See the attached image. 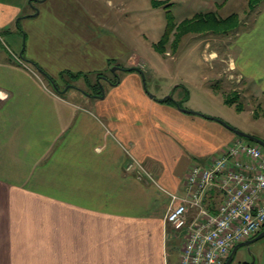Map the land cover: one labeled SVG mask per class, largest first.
<instances>
[{
    "label": "crops",
    "instance_id": "0c3cea01",
    "mask_svg": "<svg viewBox=\"0 0 264 264\" xmlns=\"http://www.w3.org/2000/svg\"><path fill=\"white\" fill-rule=\"evenodd\" d=\"M30 1L0 0V36L13 47L9 55L0 47V264H170L169 243L176 238L164 217L171 195L182 194L192 166H207L239 139L208 118L220 116L209 109L207 94L224 104L223 90L202 88L205 97L195 106L187 89L190 96L179 107L194 113L162 101L183 84L173 78L165 88L149 91L143 71H126L103 97L83 99L75 89L56 93L27 60L16 59L22 33L24 51L38 48L43 35L52 39L45 45L54 57L75 61L69 46L86 55L90 38L99 39L108 23L95 0L89 1L93 8L82 7L83 15L66 11L64 0ZM237 15L236 31L215 39L218 49L205 46L216 66H228L220 72L213 66L222 82L217 90L235 81L242 102L251 106L264 97V0H247ZM85 17L97 35L65 33L64 23L83 30ZM27 59L42 63L44 74L58 84L55 75L62 70L53 74L48 57ZM135 65L125 70L140 67ZM153 73L143 72L144 78ZM131 159L149 177L138 178L135 167L126 170ZM211 194L217 203L220 197ZM176 247L170 252L180 257ZM254 264H264V248Z\"/></svg>",
    "mask_w": 264,
    "mask_h": 264
},
{
    "label": "rangeland",
    "instance_id": "374dc122",
    "mask_svg": "<svg viewBox=\"0 0 264 264\" xmlns=\"http://www.w3.org/2000/svg\"><path fill=\"white\" fill-rule=\"evenodd\" d=\"M32 1L33 0L30 2L32 3ZM61 1L63 2V0ZM89 1L90 0H64L65 10L70 11V14L83 15L82 7H85V9L93 8V6L89 4ZM150 1L151 0H95L96 5L94 8L100 10L101 18L108 24L101 28V37L99 39L97 37L95 39H93V37L90 38L91 51L86 55L78 53L75 50L76 47L74 49L73 46H69L71 52L77 56L75 61L54 57L53 53L51 54V46L45 45L51 42L52 39H47L43 35L37 38L39 43L38 48L34 44V46L28 47V49L24 51L25 38L23 33L22 35L20 34L22 38L20 46L21 56H16V59L23 64H25L24 60H27L30 63L28 64L33 67L35 62L27 59V56H34L35 58L37 56L48 57V60L55 70L53 71V69H51L53 74L62 70L55 75V79L57 81L59 80L57 84L58 91L62 93L68 89V93H73L72 89H75L81 92L83 96L80 95V92L78 95L83 99H86L84 96H91L92 93H100L94 94L93 96L103 97L108 91L109 85L112 83L111 81L117 80L120 76L126 74V66H137L135 64L142 67V69L140 67L132 68L139 73L141 71L144 73L145 71L150 73L154 72L152 76H146L147 74H145V78L142 72L144 78H142V80L145 82L146 90L153 91L154 87L159 90L163 89L173 78L175 79V84H183V87L179 85L176 86L172 95L173 101L179 102L180 105H183L190 96L188 90L191 92V103H194L195 106L200 103L199 97L202 95L205 97L202 88L210 89L213 93L217 94H220L221 90H223L222 95L224 97H227L229 94L235 97L238 96L239 102L243 105V110L238 112L235 110L234 106L231 107V105L228 106V104L224 103V97L223 103L225 105L217 99L218 96L216 94L213 95L209 93L207 94V100L212 102L209 109L220 116V118H213L222 120L230 127L245 134L264 138V116L259 106V101L263 100L264 97L255 99V101L250 103L252 105L248 106L249 102H242V94L239 92L241 86L237 85L238 83L235 81L227 82V84H223L225 89L221 88L217 90L222 82L216 77L213 66L216 68L217 72H220L221 67L226 64H219L220 67L218 65L216 66V63L213 62L210 56L211 49H208L205 44L206 42L210 43L211 48L214 49L215 45L216 47L218 46L215 44V41L218 40L217 38H222L223 36L190 34L181 39L175 51L167 49L164 54L158 53L152 46L160 39L164 32L167 23V10H170L174 21L177 23L185 18H190L198 12L217 11L219 16L225 18L233 13L241 14L246 8L247 0H226L221 9H216L214 2L217 1L222 3L225 0H156L163 3H170L171 6L168 8L163 7L164 4L158 8H152ZM250 5L252 6V4ZM131 6L133 9L129 10ZM116 17L120 19L117 22H115ZM62 26L65 33L68 32L71 37L79 35L88 39L94 33L97 35V27L94 26L87 17H85L84 27L82 26L83 30L81 27L78 30V28H75L72 24L67 27L64 23ZM236 29L229 34H233ZM0 37V47L6 51L7 55L11 54L12 51L10 48L13 47L9 45L5 36ZM132 40H134V42ZM18 54L17 52V55ZM59 58L61 61H59ZM64 62H72L70 64H72L73 67L64 66ZM39 64L40 65L37 64L38 69L44 73L43 69L40 67L43 66V64L40 62ZM33 68H35V66ZM226 68H228V66H225L224 70ZM233 71L235 70H232L231 73H233ZM79 74H81V76H76ZM73 75L75 76L73 77ZM204 77H207V80H203ZM180 93L183 95L182 98L180 97ZM184 98H186V100H184ZM128 164L129 163L126 164V168ZM143 170L145 173L144 168ZM167 228L171 230L173 236L176 238V244L169 243V262L170 264H178L180 258L179 252H170V250L175 245L178 246L175 248L176 250L180 249V241L182 240L181 243H183L185 235H183L182 232L174 231L170 226H167ZM263 248L264 237L250 244L248 248H240L230 264H254L255 257H257L259 251Z\"/></svg>",
    "mask_w": 264,
    "mask_h": 264
},
{
    "label": "built area",
    "instance_id": "2783aa9c",
    "mask_svg": "<svg viewBox=\"0 0 264 264\" xmlns=\"http://www.w3.org/2000/svg\"><path fill=\"white\" fill-rule=\"evenodd\" d=\"M133 167L138 178L149 177L131 159L126 170ZM212 191L220 197L214 210L207 207ZM164 222L185 235L179 264H224L235 245L264 226V149L237 139L207 166H192Z\"/></svg>",
    "mask_w": 264,
    "mask_h": 264
},
{
    "label": "trees",
    "instance_id": "16d2710c",
    "mask_svg": "<svg viewBox=\"0 0 264 264\" xmlns=\"http://www.w3.org/2000/svg\"><path fill=\"white\" fill-rule=\"evenodd\" d=\"M224 2H226V0L220 4H217L216 9H221L223 7V5L225 4ZM162 4H164L163 7H165V8H168L171 6V4L167 3V2L163 3L161 1L151 0V6L153 8H158ZM166 17H167V23H166V27L164 29V32H163L162 36L160 37V39L152 45L154 50L160 54H164L167 49L175 51L178 48L181 39L187 35H190V34H196V35L209 34L211 36L212 35L213 36H227L230 32L234 31L239 24V16L237 14L233 13V14L223 18V17L218 15L217 11L198 12V13H195L190 18H185L178 23L174 21L170 10L166 11ZM34 66L37 69V71L39 70L38 72L40 73L41 77H43L45 82L46 83L48 82L47 85L50 88H52V90L55 91L56 93H60L59 91H57L53 88V85L58 87L56 81L53 78H51L50 76L42 73L41 70L38 69L37 65L34 64ZM127 71L132 72L135 70L131 68ZM74 76L75 75H73V77ZM76 76H81V74L76 75ZM112 83L116 84L117 80H114V81L112 80ZM94 94H100V93H94ZM94 94L92 93L91 96H93ZM184 100H186V98H184ZM164 102H172V103L180 106V103L173 101L172 98L167 99ZM224 103L231 105V106H234L235 110L238 112H241L243 110V105L241 102H239L238 96L235 97V96H231L229 94L227 97H224ZM259 106H260L262 113H263V116H264V98H263L262 102L259 103ZM238 138L242 139L246 142H249L246 139H243L240 137H238ZM207 207L210 210H214L215 203H213L212 201L208 202ZM263 230H264V226L253 237H255L257 234H259Z\"/></svg>",
    "mask_w": 264,
    "mask_h": 264
},
{
    "label": "water",
    "instance_id": "95a60500",
    "mask_svg": "<svg viewBox=\"0 0 264 264\" xmlns=\"http://www.w3.org/2000/svg\"><path fill=\"white\" fill-rule=\"evenodd\" d=\"M38 11L36 10V13L35 15H37ZM143 77V75H142ZM53 88L55 90L58 91L57 87L55 85H53ZM172 98V91L170 92L169 95H167L165 98L162 99V101H165L167 99H171ZM178 109H180L181 111L185 112V113H194L192 111H188V110H185V109H181L179 106H177ZM209 119L211 120H214V121H217L218 123H220L221 125H223L224 127H226L227 129H229L230 131H232L235 135H237L238 137L240 138H243V139H246L248 140L249 142L253 143V144H256V145H259L260 147H262L264 149V140L258 138V137H255V136H252V135H248V134H245L239 130H236L232 127H230L227 123H225L224 121L222 120H219V119H215V118H212V117H208ZM262 237H264V230L261 231L259 234H257L255 237L251 238V239H248L246 241H243L241 243H238L237 245L234 246V248L231 250L227 260L225 261L224 264H230L231 261L233 260L236 252L240 249V248H243V247H248L250 244H252L253 242H256L257 240L261 239Z\"/></svg>",
    "mask_w": 264,
    "mask_h": 264
}]
</instances>
